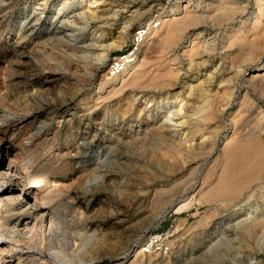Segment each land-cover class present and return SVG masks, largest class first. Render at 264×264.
Returning a JSON list of instances; mask_svg holds the SVG:
<instances>
[{
  "label": "rangeland",
  "instance_id": "374dc122",
  "mask_svg": "<svg viewBox=\"0 0 264 264\" xmlns=\"http://www.w3.org/2000/svg\"><path fill=\"white\" fill-rule=\"evenodd\" d=\"M43 1L0 0V264H264V223L236 226L264 217V0H98L56 34L60 0L24 23ZM154 17L116 84L108 63ZM125 30L99 61L91 37Z\"/></svg>",
  "mask_w": 264,
  "mask_h": 264
},
{
  "label": "bare ground",
  "instance_id": "6f19581e",
  "mask_svg": "<svg viewBox=\"0 0 264 264\" xmlns=\"http://www.w3.org/2000/svg\"><path fill=\"white\" fill-rule=\"evenodd\" d=\"M98 2V0H60L59 2H58V9H57V18H60L61 20H59V21H55L54 23H51V33L53 34H56L59 30H61L62 32L63 31H71V29L73 28L72 26H70V25H68V24H65L64 23V20H68V22H69V19H70V22L72 23V20L71 19H77V20H83V21H86L88 18H92V17H95L96 16V8H97V6H96V3ZM52 4V1L51 0H46V1H43L42 3H40V4H37L38 5V11H36V12H34V13H31V15L28 17V18H25L24 20V23H25V25L26 26H28L29 24H30V17H32V19L33 20H35V23H39L40 21H44V17H46L47 16V14H46V9L50 6ZM261 5H258L257 6V8L258 7H260ZM256 7V6H255ZM40 10V11H39ZM170 12L171 13H174L175 12V9L174 8H171L170 9ZM73 14V16H71ZM190 14V13H189ZM195 14V13H194ZM60 16V17H59ZM190 16V15H189ZM56 18V19H57ZM76 21V20H75ZM257 21V20H256ZM259 21V20H258ZM35 23H33V24H35ZM60 24V26H58L57 24ZM254 23H255V21H254ZM182 24V23H181ZM257 24V23H256ZM63 27V28H62ZM249 28H250V26H249ZM65 29V30H64ZM125 29V28H124ZM127 30V29H126ZM125 30V32L124 33H122V35H121V45H120V43L118 42V44L117 43H109V44H107V45H105V41L104 40H106V38H105V36H103V35H101V36H98V37H91L92 38V40H93V42H94V45H93V47L96 45L97 47H100V48H102V49H104L103 50V53L101 54V55H99L98 56V58H99V61H102L105 57H106V55L108 54V52L110 51V50H113L114 48L116 49L117 47L118 48H121L122 47V45L124 44V42H125V40H126V33H127V31ZM176 25H174V26H172V27H170L169 28V26L167 27V32H166V38H170V37H173L174 36V34L176 33ZM261 30V29H260ZM76 31H78V32H81V30H76ZM259 32V31H258ZM263 32V31H262ZM61 33V32H60ZM59 33V34H60ZM243 33V32H242ZM256 33H257V31H256ZM255 33V34H256ZM257 35H258V33H257ZM164 36V37H165ZM263 36V35H262ZM240 37V36H239ZM258 37V36H257ZM174 38H175V36H174ZM238 38V37H237ZM241 38V37H240ZM230 40V39H229ZM232 40H233V38H232ZM171 41V40H170ZM117 48V49H118ZM196 48V47H195ZM106 49V50H105ZM186 50V49H185ZM195 50V49H194ZM193 50V51H194ZM192 51V50H191ZM188 52H187V50L186 51H184V54H187ZM190 53V52H189ZM188 53V54H189ZM193 53L194 52H192L191 54L193 55ZM195 54V53H194ZM191 55V56H192ZM186 56H188V55H186ZM143 62V61H142ZM144 63V62H143ZM141 64V63H140ZM146 64V63H145ZM142 65V64H141ZM144 68V67H143ZM142 69V68H141ZM168 70V69H167ZM261 70H264V66H262V64L260 65V66H257L256 67V69L255 70H253V72L254 73H256V72H259V71H261ZM139 72V71H138ZM168 72V71H167ZM128 73V72H127ZM126 73V74H127ZM141 74H142V72H140ZM132 74L133 75V77H131L132 78V80L130 81V82H136L138 79H139V77H141V74ZM171 73V72H170ZM125 74V75H126ZM144 74H146V73H144ZM124 75V76H125ZM144 76V75H143ZM160 77V76H159ZM159 77H158V79H159ZM162 77V76H161ZM257 77V76H256ZM258 77H259V75H258ZM125 78V77H124ZM155 78H156V76H155ZM139 80H141V79H139ZM125 81V79H123V76L121 77V78H118V80L116 81V84L117 83H119V82H124ZM129 81H128V83H130ZM127 83V82H126ZM127 83V84H128ZM137 83V82H136ZM124 84V83H123ZM134 84V83H133ZM126 85V84H125ZM169 100V99H168ZM175 100H177L176 99V96L175 97H173V100H170L169 102H167V104L168 103H170V104H173L174 102H175ZM163 101V100H162ZM167 101V100H166ZM181 109H182V107H177V106H169L168 107V111L167 112H165L166 114H167V116L165 117V120H166V122H169V123H174L175 125H177L176 124V121H177V118L179 117V114H180V112H181ZM179 122V121H178ZM180 125V124H179ZM243 136V135H242ZM224 139V138H223ZM228 139H229V137H228ZM227 140V139H226ZM224 141V140H223ZM225 142V141H224ZM239 143V142H238ZM243 143H245V142H243ZM241 144V143H240ZM228 145V144H227ZM253 145V144H252ZM241 146H243V145H241ZM227 149H228V154L230 155V156H232L233 157V159H234V162H233V168H235L238 172L237 173H240L241 172V168H242V166H243V164H245L244 163V160H249V164H251L252 166H256V164L255 163H257L258 161V159H257V154H255V153H253L252 151H251V147L249 146V145H245L244 147H241V148H239V147H234V146H232V145H228V147H227ZM253 150V149H252ZM258 152V151H257ZM225 154H226V152H225ZM243 154V155H242ZM259 154V153H258ZM240 155H242V157H240ZM227 156V155H226ZM227 157H229V156H227ZM240 157V158H239ZM260 161V160H259ZM232 162V161H231ZM13 164H14V162H11V164L8 166V169H7V171L8 170H12L13 169ZM231 165V166H232ZM251 166V167H252ZM261 166V165H260ZM245 167V166H244ZM248 168V167H247ZM250 169V168H249ZM248 169V170H249ZM231 170H233V169H231ZM245 170V169H244ZM247 170V171H248ZM233 171H235V170H233ZM251 171V170H250ZM249 171V172H250ZM255 171V170H254ZM236 173V174H237ZM222 174V173H221ZM227 174V173H226ZM250 174V173H249ZM257 174V173H256ZM239 175H241V174H239ZM238 177V176H237ZM256 178V177H255ZM253 179V178H252ZM248 181V180H247ZM246 181V182H247ZM255 182V181H254ZM245 183V182H244ZM225 186V185H224ZM233 187V186H232ZM231 187V188H232ZM236 187V186H235ZM246 186H245V184H243V183H237V188L239 189V190H242V189H244ZM223 188V187H222ZM234 188V187H233ZM236 188V189H237ZM220 189V188H219ZM230 189V188H229ZM217 190V189H216ZM227 190V189H226ZM235 190V189H234ZM217 192V191H216ZM241 192V191H240ZM234 194V193H233ZM223 195V194H222ZM209 197V196H208ZM207 198V197H206ZM247 211V210H246ZM253 211H249V212H247V215H246V217L245 218H243V219H241V220H239L237 223H236V226L238 227V226H241V227H243L244 225H251V226H255V225H258V224H260V223H264V217H263V215L261 216V217H258L257 215H255L254 217H252V213ZM246 213V212H245ZM235 216V215H234ZM238 218V217H237ZM251 226H249V227H251ZM219 228H220V226H217V227H215L213 230H212V233H213V235L215 236V237H213L214 239H212L213 241H212V243H211V245H210V249H215L216 248V246L217 245H219V243H220V237H219V235H218V230H219ZM236 233V232H235ZM234 234V233H233ZM0 238H1V235H0ZM234 240V239H233ZM223 242V241H222ZM228 243H229V240H228ZM230 243H231V241H230ZM231 245V244H230ZM228 246V245H227ZM228 252H229V250H228ZM253 260H255V261H257L258 260V258H253ZM256 264H260L258 261H257V263Z\"/></svg>",
  "mask_w": 264,
  "mask_h": 264
},
{
  "label": "built area",
  "instance_id": "2783aa9c",
  "mask_svg": "<svg viewBox=\"0 0 264 264\" xmlns=\"http://www.w3.org/2000/svg\"><path fill=\"white\" fill-rule=\"evenodd\" d=\"M158 26V17H154L144 27L135 30L126 49L114 56L108 63L106 74L112 79H118L125 75L137 63L150 32Z\"/></svg>",
  "mask_w": 264,
  "mask_h": 264
}]
</instances>
